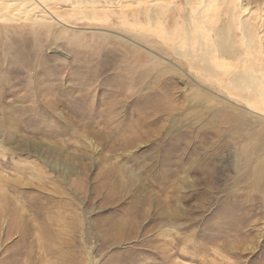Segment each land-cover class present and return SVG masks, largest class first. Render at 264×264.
Returning a JSON list of instances; mask_svg holds the SVG:
<instances>
[{"label": "rangeland", "instance_id": "obj_1", "mask_svg": "<svg viewBox=\"0 0 264 264\" xmlns=\"http://www.w3.org/2000/svg\"><path fill=\"white\" fill-rule=\"evenodd\" d=\"M141 1L0 5V264H264V117L170 48L184 0Z\"/></svg>", "mask_w": 264, "mask_h": 264}, {"label": "bare ground", "instance_id": "obj_2", "mask_svg": "<svg viewBox=\"0 0 264 264\" xmlns=\"http://www.w3.org/2000/svg\"><path fill=\"white\" fill-rule=\"evenodd\" d=\"M142 1L153 4L151 10L148 11L147 8H143L141 14L146 19H152L154 25L160 23L159 20L166 15V12L165 14L161 13L162 8L160 7L163 4L160 2L169 1L170 5H174L177 2L176 0ZM217 1L184 0L186 13L183 17L184 24L179 28L182 40L174 42L173 39H170L167 42L170 48L175 51L177 57L185 55L189 58L187 64L194 75H197L200 80L216 83L220 87V92L224 95V98L226 96L230 97L228 94L233 89L236 98L246 104V110H241L243 115H249L250 113V117H253L252 115L264 117V31L262 33L257 31L258 23L253 18L254 13L253 11H248L247 8L241 9V13L245 17L240 21L239 26L233 24L234 16L231 12L232 15H229L230 19L228 18L221 27H216L214 24L216 17L211 11V6ZM0 5L5 6L7 9L12 6L7 0H0ZM76 5H73V7H77ZM32 6L33 3L31 6L29 5L28 9H31ZM234 8L232 9L233 11ZM146 14L150 16H145ZM53 16L57 19L55 15ZM174 18H180V16H175ZM157 19L159 22L156 23ZM124 25L134 27L128 21H125ZM238 37L241 38H239L240 41H237ZM162 39L164 40V38ZM176 39L174 40L176 41ZM184 45L187 47L185 51L181 50ZM242 118L244 117H241L240 120ZM258 173L259 171L255 172V174Z\"/></svg>", "mask_w": 264, "mask_h": 264}]
</instances>
